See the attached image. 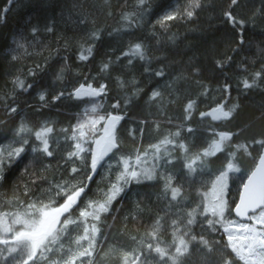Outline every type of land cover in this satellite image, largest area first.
<instances>
[{
  "label": "snow or ice",
  "instance_id": "6c2138e0",
  "mask_svg": "<svg viewBox=\"0 0 264 264\" xmlns=\"http://www.w3.org/2000/svg\"><path fill=\"white\" fill-rule=\"evenodd\" d=\"M35 6L8 0L3 10L4 26L13 8L24 14L0 49V264H264V0H227L206 28L201 18L216 11L215 0H76L80 31L72 35L55 17L41 22L28 11ZM177 24L202 42L185 37L188 50L174 51L166 41H175ZM105 39L118 46L101 51ZM69 51L74 76L61 55ZM45 77L70 90L48 93ZM256 90L262 99L248 121L227 128ZM34 91L41 106L69 99L89 107L57 133L53 122L25 115L39 114L25 99ZM142 103L153 119L139 120L138 144L137 129L124 125ZM173 107L179 123L167 117ZM197 113L215 122L207 146L193 138ZM146 131L154 142L145 147ZM57 134L71 141L59 159ZM61 159L73 166L50 179ZM129 194L136 199L125 205ZM153 196L167 201L163 214L150 211Z\"/></svg>",
  "mask_w": 264,
  "mask_h": 264
},
{
  "label": "trees",
  "instance_id": "16d2710c",
  "mask_svg": "<svg viewBox=\"0 0 264 264\" xmlns=\"http://www.w3.org/2000/svg\"><path fill=\"white\" fill-rule=\"evenodd\" d=\"M95 0H79L80 4H92ZM134 2V0H129V3ZM175 3L176 0H173ZM182 3L183 0H180ZM213 0H209V3H212ZM246 2V0H245ZM32 3L36 5L34 8H29L28 11L31 12L33 15H35L41 22H44L48 18L55 17V22L57 24L58 30H60L63 33H67L68 35H72L73 33H78L80 31V28L77 24V16L78 13L76 10L72 8V5L76 3V0H32ZM227 0H215V4L217 5L216 11L206 13L202 16L201 21L204 23V27H207L206 21L211 19L214 15L219 14V6L226 5ZM8 7V0H0V49H3V45L5 43V37L17 27L18 22L20 21L21 16L24 14L23 11H17L15 8L12 9V11L8 12L7 14V25L4 26V15L3 10ZM103 19V17H100ZM118 19V18H116ZM116 20H108L107 25L115 26ZM106 25V26H107ZM176 34L175 41H166V43L173 45V50H180V51H187L185 37H187L188 41H191L193 44H196L197 46L202 42L201 34L197 31H195L191 25L184 26L182 24H177L171 28V34ZM251 35V33L249 34ZM41 37H38L37 40L39 41ZM52 37H47L44 42L50 43ZM161 39H165V37H161ZM111 44L113 47L118 46V41L116 40H108L105 39L103 44L101 45L100 50L101 51H107L108 45ZM53 48H55V45H53ZM195 50V49H193ZM61 55L69 56L71 59L68 61L70 65H73V76L75 75V54L72 51L69 52H61ZM53 56H55V53L53 52ZM3 51H0V65L4 63L3 59ZM30 63V62H29ZM84 64H87V62H84ZM83 67V65H82ZM236 66H233V71L229 73V75L232 77V96L235 97L237 95L236 89H237V83H236ZM251 71V69H249ZM85 71H87V68H85ZM143 72V69H141L138 65L136 68V78L138 81H142V87H147L149 84V80L146 76L141 75ZM3 81L0 80V84H2ZM41 84L45 85V91L48 93H55L56 91H59L62 87L67 88L70 90V85L63 83V82H55L50 77H45L42 80H40ZM219 96V92H214L212 96L209 98L211 100L212 98H215ZM25 99L28 102V105L34 106L35 109L39 110V114H36L35 111L29 112L26 111L25 115L32 120L43 122L45 119L53 122L55 124L57 133L60 132V129L62 128H68L70 124L75 123L76 117L78 113H82L85 107H89L87 104H80L79 107L76 106V103L73 100L64 99L62 101H58L53 103H47L44 106H41V103L38 99L37 93L34 91L31 95L26 96ZM261 95L259 90H256L249 94L248 99L245 101V107L244 110L241 112L240 116L237 118V120L233 121V124L227 125V128H232L235 124H241V122H247L248 119L251 117L253 111L255 108L260 104L261 102ZM50 101V96H49ZM104 103H107V101H104ZM201 110H205L206 105L202 104L200 105ZM153 112V109L147 105V104H141L138 108L132 109L128 111V119L127 123L124 125L126 129H137V135H136V142L140 143V135L138 132V122L140 119H143L144 117H147L149 121L153 119V116L149 113ZM179 112L178 110L173 107L171 110L168 111L167 117H170L174 123H179ZM215 122H211L210 118L208 120H205L203 122H200L198 113L193 118V127L196 129L194 133V139L198 142V147L200 145L207 146L208 143H210L212 139V132L213 128L210 127V125H214ZM225 126L221 125L220 128H216V131L223 130ZM173 131L175 129H172ZM260 130L259 124H255L254 126L250 127L246 130L245 135H252L255 134ZM71 135V133H69ZM191 139V138H190ZM53 149L57 153V158L64 156L66 151L71 150L70 149V143L71 141H66L62 134L54 135L53 138ZM154 142L152 139V136L146 131L143 137V144L146 147L148 143ZM129 146H131L129 144ZM109 162H105V166L107 167ZM73 165L71 163H65L64 160H60V167H56V161L52 162V169L50 170V176L54 174L55 177L58 179L61 175L65 174V169H70ZM77 166H79L77 162ZM180 165H177V169L179 170ZM178 174V173H177ZM16 175H19V173H16ZM28 177H25L27 179ZM97 180L100 179L99 176L96 177ZM21 183H23L21 181ZM236 185H233V189H235ZM93 188H95V185H93ZM185 188H187V184H185ZM136 191H145V189L140 188H133V192ZM136 197L132 194H129V196L125 197L124 203L125 205L130 204L133 200H135ZM166 204L167 201L163 200H157L155 196L152 197V202L149 205V209L153 213H160L163 214L164 211H166ZM123 215V213L121 214ZM108 224L112 223L111 218L108 219ZM115 229L112 230V234L109 236V241L111 242L113 239H115ZM219 237V234H217V237ZM211 238V237H210ZM103 239V237H101ZM115 260V257L112 258L111 261H108L107 264H113V261Z\"/></svg>",
  "mask_w": 264,
  "mask_h": 264
}]
</instances>
